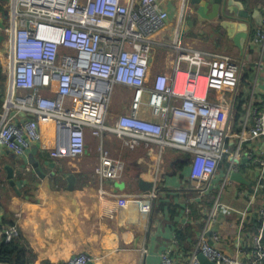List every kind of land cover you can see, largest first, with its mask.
Returning <instances> with one entry per match:
<instances>
[{"label":"built area","instance_id":"obj_1","mask_svg":"<svg viewBox=\"0 0 264 264\" xmlns=\"http://www.w3.org/2000/svg\"><path fill=\"white\" fill-rule=\"evenodd\" d=\"M5 9L1 148L24 156L41 140L40 124L51 123L49 156L61 163L84 154L89 131L100 140L95 177L115 182L122 179L126 162L103 147L105 136L130 149L151 153L156 147L159 160L152 170V189L122 197L148 199L151 210L163 191L161 158L166 149L187 155L188 179L199 193L197 198L212 191V180L225 167L188 264H201L199 254L214 264L262 262L264 246L257 234L250 233L247 261L231 257L205 238L208 225L223 207L222 192L244 161L257 176L249 186L250 199L240 213L239 226L247 233L250 214L254 221L264 219V97L255 98L252 77L251 96L235 123V99L246 68L243 60L194 48L179 34L169 41L156 40L154 35L169 18L160 0H6ZM246 48L257 49L264 57V19L262 27L251 30ZM159 50L166 54L157 61ZM261 63L254 64L261 67ZM123 68L131 73H123ZM117 88L129 91L130 100L110 122ZM20 113L27 118L20 119ZM254 201L261 204L252 211ZM20 235L18 225H9L5 241ZM91 262L87 253H78L65 264ZM161 263L174 264L169 249L161 254Z\"/></svg>","mask_w":264,"mask_h":264},{"label":"crops","instance_id":"obj_2","mask_svg":"<svg viewBox=\"0 0 264 264\" xmlns=\"http://www.w3.org/2000/svg\"><path fill=\"white\" fill-rule=\"evenodd\" d=\"M239 1L250 13L257 11L264 19V0ZM160 3L169 18L164 28L154 35L156 40L169 41L179 34L184 43L194 48L219 51L237 61L243 60L251 72L255 98L264 97V57L257 49L246 48L243 55L227 36L220 18L191 24L196 19V7L190 0H160ZM247 22L250 31L263 26L257 25L251 16ZM259 60L261 67L254 64ZM27 116L20 113L19 118ZM40 132L37 149L31 148L24 156L0 147V227L11 221L18 225L20 236L34 255L31 264H65L78 253H87L91 264H162L161 254L168 249L174 264H188L190 249L203 231L210 201L196 197L199 193L192 188L194 183L188 179L186 166L180 171L172 169V163L182 157L180 151L168 148L162 154L163 191L151 210L148 199L122 197L140 191L139 178L153 182L152 170L159 160L156 147L151 153L142 148L129 149L133 156L130 163L124 152L118 153L116 144L121 146L120 140L105 136L103 147L113 157L123 159L126 170L120 181H100L93 171L100 154L97 137L87 131L84 154L56 163L49 156L53 147L51 123H41ZM5 165L14 170L16 188L7 179ZM128 165H131L130 172ZM242 165L238 172L244 182L231 180L222 192L223 207L208 225L205 238L231 257L247 261L251 232L248 228L247 233L242 232L239 219L248 206L249 186L257 172L247 168L245 161ZM224 172L225 167H221L212 180L213 192L217 191ZM70 175L74 176L71 185ZM193 202L202 208V215L195 219L190 217V210L186 211ZM253 204L255 209L251 210L255 211L261 201ZM251 221L250 214L248 224ZM177 230H184L180 241L176 239ZM0 264L10 263L0 261Z\"/></svg>","mask_w":264,"mask_h":264},{"label":"water","instance_id":"obj_3","mask_svg":"<svg viewBox=\"0 0 264 264\" xmlns=\"http://www.w3.org/2000/svg\"><path fill=\"white\" fill-rule=\"evenodd\" d=\"M190 3H193L196 7V19L192 20L191 24H194L197 21L206 23L207 21H212L214 19L220 18V24L228 34L227 36L232 38L234 45L238 47L242 54L245 51V44L251 32L249 24L247 22L249 17H253L257 25H263L262 14L258 13L257 11H253L252 13H250L249 10L244 6L243 2L239 0H190ZM6 17L7 16L4 15L5 19ZM234 18L235 21H232L234 20ZM1 27L2 23H0V28ZM1 39L2 37H0V43ZM36 149L37 147L35 146L32 148L33 151H35ZM7 152L9 151L7 150ZM4 169H6L7 171V179L9 180L11 185L16 188L13 168L9 165H5ZM37 170L38 168H36V171ZM68 180L70 181L71 185V183L74 182V176L70 175L68 177ZM231 180L244 182V179L240 172L233 173L231 175ZM123 184L124 183H122L120 187H122ZM137 184L139 190L143 192H149L153 186V183L146 178H139ZM198 258L201 264H214L202 254H199Z\"/></svg>","mask_w":264,"mask_h":264},{"label":"trees","instance_id":"obj_4","mask_svg":"<svg viewBox=\"0 0 264 264\" xmlns=\"http://www.w3.org/2000/svg\"><path fill=\"white\" fill-rule=\"evenodd\" d=\"M6 1V0H5ZM6 90V73L4 72L3 66L0 61V113L3 109L2 107V99L4 96ZM252 93V80H251V72L249 68H245L244 72H242L240 79H239V85H238V92L235 99V123L237 124L238 118L240 116V113L243 112L244 106L247 104L250 96ZM182 153L180 158L176 159L172 163V169L176 171H180L186 166L187 159L185 158L187 155L184 152ZM185 158V160H183ZM226 164H224L225 166ZM243 166V165H241ZM211 195L216 194V191L209 192ZM207 196V195H206ZM202 198H206L205 195ZM214 199V196H213ZM207 201V200H206ZM214 201V200H213ZM213 201H210L208 204L209 209L211 208ZM194 203V202H193ZM175 208H179L176 206ZM190 210V217L192 219L195 217L199 218L202 215V208L198 206V203H194L190 206H188ZM204 208V207H203ZM256 222V223H255ZM13 221L5 224V226L0 227V261H6L10 264H31L34 260V255L32 254L30 248L27 246L26 241L22 238V236L18 238H14L9 242L5 241V230L6 227L9 225H12ZM247 228L250 232L257 234L259 236V243L261 246H264V219H261L260 221L253 220L251 223L247 225ZM184 230H177L176 231V239L180 241L182 232ZM195 241L193 243H196ZM191 248L190 250H192ZM260 264H264V259Z\"/></svg>","mask_w":264,"mask_h":264},{"label":"rangeland","instance_id":"obj_5","mask_svg":"<svg viewBox=\"0 0 264 264\" xmlns=\"http://www.w3.org/2000/svg\"><path fill=\"white\" fill-rule=\"evenodd\" d=\"M5 2H6L5 0H0V13L2 15L5 14L7 16V10L5 9ZM1 18L3 19V21L5 20L4 16L3 17L1 16L0 19ZM0 54H2V55H0V57L2 59V57H3L2 51H1ZM165 54H166V51H164V54H161V50H159L158 53H157V57H156L157 61L159 59H161L163 55L165 56ZM2 62L5 64V60L4 59H2ZM129 100H130L129 91H127L125 89H120V88H117L114 91L113 96H112V101H111V104H110V108H109V117H110L109 121L110 122L113 121L115 116L119 115L120 113H123V111L125 110V108L128 105ZM65 132L67 133V130H65ZM120 143H121V146H119V144H116V148L118 149V153L121 154L122 152H124V156L126 157V160H128L129 162L130 161L132 162L133 156H132V154L129 151L130 148L125 143H123L122 141H120ZM112 148H115V145H112ZM128 166H129L128 167V171L130 172V170H131L130 166L131 165H128ZM213 196L214 195H211V193H209L206 196L205 199L207 201H213Z\"/></svg>","mask_w":264,"mask_h":264},{"label":"flooded vegetation","instance_id":"obj_6","mask_svg":"<svg viewBox=\"0 0 264 264\" xmlns=\"http://www.w3.org/2000/svg\"><path fill=\"white\" fill-rule=\"evenodd\" d=\"M4 15H5V14H4ZM4 15H2V14L0 13V17H1V16L3 17ZM1 19H2V18H1ZM1 19H0V23H2V27L0 28V37H2V39H1V43H2V42L4 41V37H5L4 34H3V32H2V29H3L4 25H5V20H6V19H5L4 21L1 20ZM1 43H0V44H1Z\"/></svg>","mask_w":264,"mask_h":264},{"label":"bare ground","instance_id":"obj_7","mask_svg":"<svg viewBox=\"0 0 264 264\" xmlns=\"http://www.w3.org/2000/svg\"><path fill=\"white\" fill-rule=\"evenodd\" d=\"M123 73H127L128 75L131 73V71H130V69H125V68H123ZM65 143L67 142V140H63ZM71 141H74V142H76V140L75 139H73V140H71ZM124 204V203H123ZM109 210V209H108Z\"/></svg>","mask_w":264,"mask_h":264}]
</instances>
